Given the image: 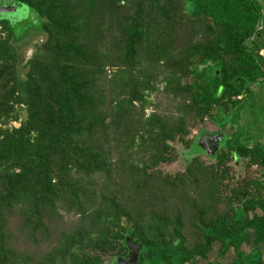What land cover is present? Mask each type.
<instances>
[{
	"label": "trees",
	"instance_id": "16d2710c",
	"mask_svg": "<svg viewBox=\"0 0 264 264\" xmlns=\"http://www.w3.org/2000/svg\"><path fill=\"white\" fill-rule=\"evenodd\" d=\"M6 3L25 11L0 17V122L20 121L19 127H0V264H105L106 253L117 264L128 253L127 235L143 245L141 264H198L216 243L221 257L230 249L235 254L220 264H264V203L248 200L246 191H232L223 215L191 197L186 212L180 206L153 211L162 191H178L185 201L190 167L170 178L156 169L172 160L171 142L184 140L187 124L214 116L215 109L220 125L229 115L236 123L242 107L257 97L264 81L263 1L0 2ZM115 10L128 14L114 23ZM106 13L118 35L103 50ZM31 27L44 39L23 64L17 46L31 42L21 39ZM108 65L118 71L103 84ZM157 84L175 108L146 116L145 91ZM243 136L225 133L214 156L224 155V146L233 159L264 166L262 148ZM190 140L201 150L198 139ZM136 142L150 164L133 160ZM138 195L150 201L148 211L135 206ZM61 210L95 218L94 229L60 231ZM190 225L199 232L195 243L188 242ZM22 236L51 239L52 247L39 256L30 244H18Z\"/></svg>",
	"mask_w": 264,
	"mask_h": 264
},
{
	"label": "rangeland",
	"instance_id": "374dc122",
	"mask_svg": "<svg viewBox=\"0 0 264 264\" xmlns=\"http://www.w3.org/2000/svg\"><path fill=\"white\" fill-rule=\"evenodd\" d=\"M4 1L7 2L8 0H0V2ZM262 1L264 3V0ZM104 11H113V9L106 8ZM127 14V11H122L119 13V11L115 10L113 17L114 23L118 20L119 15L124 16ZM109 19L110 17L108 14L107 19H105L106 21L102 20L100 22V25H102L101 37L105 36L102 37L104 40L102 45L103 50L108 49L105 44L111 46L113 38L115 35H118L116 28L114 27L115 29L113 30V27H111L114 24L109 21ZM16 29L21 31L19 27H16ZM187 31L192 34V31L189 28H187ZM35 33H37V30L31 27L21 35L22 40H27L28 38L31 39V42H20L17 46V52L23 64L32 58L36 50L35 45L40 43L42 41L41 39H44L42 36H36ZM105 39H107V41ZM260 54L264 56V49L260 51ZM117 69L118 68L115 65H108L106 67L107 73L105 74L107 77H105L104 80L102 79V83H106V79L110 80V78H113V74L118 71ZM28 70L29 69H25V71ZM159 78H155L154 84H152V86H154L155 83L159 81ZM118 83L119 82L115 84V87L119 86ZM156 87L159 88H156V90L154 87L151 89L147 88L145 91L146 95L148 93L150 94L147 98L149 104L145 108L146 116H149L153 111L163 113L167 110L175 108L176 104L174 101L170 100L166 93L163 92V84H157ZM119 90L120 89L116 91L122 92ZM255 93L257 97H254L252 100L247 102L244 107H242L240 114L242 117L236 123L230 121L231 116L229 115L228 122L225 125H220L218 121L214 119V116L217 118V110L215 109L212 112L214 116H208L204 119H192L189 124H187L188 133L184 136V140L177 139L175 142H171L172 160L163 164L161 163L159 166H157L156 171L160 172L162 177L167 178L175 177L180 173H186L189 167L192 171H188V189H185V201L181 197L182 194L179 195L180 193H178V191H162L160 192L162 195L160 201L157 200L154 202L153 211L155 214L160 215V212H164V210L167 213H171L179 206L182 209L185 207L186 212L187 206H184V204L187 202L188 198L190 199L191 197V199L199 203L206 202L208 210L222 213L220 215H223L226 213V211H228L232 191L234 189L239 190V192L242 190L246 191L248 200H253L256 204L264 203V187L260 185V182H262L264 179V166L262 164L256 161L250 162V159L242 156L237 159H233L231 150L224 146L221 147L222 154L224 155L209 156L204 151L195 149L192 147V145L188 144L190 139H193L194 142L203 134H217L220 131H223L229 137H231L234 134L237 135L241 132L244 135L243 137H245L246 141H249L248 143L251 147H253L255 144H258L264 151V81H262L261 85H258ZM19 126L20 121H8L4 118V120L0 122V127L2 128H12ZM125 136H123L121 143L127 140L128 135L126 134ZM140 152V145H138V142H136L132 152L133 160L139 161L140 163L144 162L150 164L147 156L148 153L145 154ZM128 164L129 163L127 162L126 167ZM99 181L100 179L97 178V182ZM132 182L138 183V181L134 179H132ZM218 193L219 197L216 196ZM133 199H131V201ZM140 199H142V197H140ZM135 201V206L141 207L142 211L143 209L145 211L149 210L146 209L145 206L149 204L150 201L148 202L146 199V202L140 201L139 195L135 197ZM129 210L131 212L133 211L131 205ZM182 211L184 210H180L179 212L181 213ZM253 211L254 210H252L250 213L251 216L253 215ZM134 212L137 211L135 210ZM75 213V211L67 212L61 210L60 215L64 222H61L58 225V229L60 231H75L83 226L94 229L93 227L95 225L93 224L96 221L95 218H88L84 220L81 215ZM255 213H262L261 208L255 206ZM135 217L136 214H134L132 219L129 220L134 221ZM129 220L124 218L123 223L128 224L130 223ZM189 228L190 231L188 233V242L195 243L199 232L191 225ZM27 238L28 237L26 236H22V239L18 241V244L22 247H24V245H28L29 247L30 244L34 254H38L39 256L43 255L46 251L48 253V250L52 247V244L49 243L51 239H43L41 236L38 237V239L31 237L29 240H27ZM219 247L220 244L216 243L208 255V260H200L198 264H208V261L211 262V264L227 263L235 257L234 251L232 249H230L223 257H221L219 255ZM243 249L245 251H249L250 246L244 245ZM103 259L105 264H110L113 262L114 257L112 256V253H106L103 255ZM33 264L36 263L34 262Z\"/></svg>",
	"mask_w": 264,
	"mask_h": 264
},
{
	"label": "water",
	"instance_id": "95a60500",
	"mask_svg": "<svg viewBox=\"0 0 264 264\" xmlns=\"http://www.w3.org/2000/svg\"><path fill=\"white\" fill-rule=\"evenodd\" d=\"M25 8L18 3L0 4V17H18L24 14ZM225 133L220 131L217 134H203L197 141L198 146L207 155L213 156L219 149L220 143L223 141ZM125 244L128 248L126 256H119L117 264H141L139 255L143 248L141 243L133 240L129 235L126 236Z\"/></svg>",
	"mask_w": 264,
	"mask_h": 264
},
{
	"label": "flooded vegetation",
	"instance_id": "af4514ba",
	"mask_svg": "<svg viewBox=\"0 0 264 264\" xmlns=\"http://www.w3.org/2000/svg\"><path fill=\"white\" fill-rule=\"evenodd\" d=\"M140 257V256H139Z\"/></svg>",
	"mask_w": 264,
	"mask_h": 264
}]
</instances>
